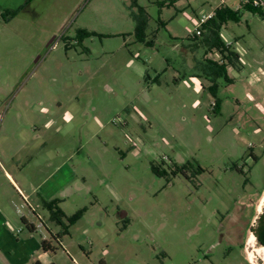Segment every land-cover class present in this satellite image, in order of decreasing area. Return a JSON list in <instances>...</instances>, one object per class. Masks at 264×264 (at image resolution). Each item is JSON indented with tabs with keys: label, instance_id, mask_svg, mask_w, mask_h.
<instances>
[{
	"label": "rangeland",
	"instance_id": "rangeland-1",
	"mask_svg": "<svg viewBox=\"0 0 264 264\" xmlns=\"http://www.w3.org/2000/svg\"><path fill=\"white\" fill-rule=\"evenodd\" d=\"M241 3L30 0L0 16V157L18 152L15 172L42 187L48 161L66 162L57 180L71 169L73 182L59 205L86 208L55 239L47 226L61 225L37 206L54 249L29 264H264L247 243L264 210V194L252 202L264 188V17L243 10L221 30L243 68L219 79V111L210 81L194 76L203 49L183 47L202 14ZM138 8L154 46L136 39ZM80 29L95 34L80 41ZM241 202L257 207L243 217L244 249L227 225Z\"/></svg>",
	"mask_w": 264,
	"mask_h": 264
},
{
	"label": "crops",
	"instance_id": "crops-1",
	"mask_svg": "<svg viewBox=\"0 0 264 264\" xmlns=\"http://www.w3.org/2000/svg\"><path fill=\"white\" fill-rule=\"evenodd\" d=\"M241 1L243 3L244 0ZM29 2L30 0H0V16L6 9L20 8L21 11ZM241 61L243 63L242 57ZM64 163L57 166L54 161H48L46 167H49V171L38 178L43 185L47 184V187H42L33 183L30 177L15 172L17 168H21L18 152L4 160L0 157V264H29L33 253L43 249V240L51 244L46 236L39 234L47 223L37 206H44L43 199L64 200L65 193L73 182L71 169L69 176L63 175L60 181L57 180V173L63 172L68 165ZM33 217L38 218L39 222L34 221ZM47 228L55 239L54 235L61 231L54 233L51 227ZM48 251L44 250L45 253Z\"/></svg>",
	"mask_w": 264,
	"mask_h": 264
},
{
	"label": "trees",
	"instance_id": "trees-1",
	"mask_svg": "<svg viewBox=\"0 0 264 264\" xmlns=\"http://www.w3.org/2000/svg\"><path fill=\"white\" fill-rule=\"evenodd\" d=\"M177 0H172L174 4ZM171 4V3H169ZM243 10H250L254 13L260 14L264 17V5H254L253 2H244L241 7L233 8L229 5H220L214 10V15L207 20L203 25L201 34H193L188 40L189 43L183 46L191 52L203 49L204 53L202 58L194 57V69L196 70L194 76L205 77L210 81V84L205 87L207 91L215 98L214 110L219 111L221 107L222 99L219 97V79L224 78V80L231 84L234 82V78L229 74V68L241 70L243 68L241 55L234 49L232 44H227L221 35V30L225 24L229 21H240L242 17ZM20 8L9 9L3 12V18L9 20L15 17ZM136 20V39L148 46L155 45V35L149 38L147 33L148 18L145 15V10L138 8L137 11L132 12ZM161 25L165 26V22L161 21ZM95 34L85 29H80L77 32V36L81 41L84 37ZM212 52H218L220 54V59H214L209 57L208 54ZM159 78V75L155 78ZM186 78V75H181L175 80ZM153 169L157 174H162V170L157 169L153 166ZM61 199L54 198L51 200L43 199V205L46 207L50 213L51 218L56 220L57 223L61 225V231L54 235L56 239H60L65 234H70V227L76 224L84 215L86 208H82L75 212L74 214L67 215L63 209L60 207ZM258 242L264 246V210L260 214L257 220V225L252 229ZM44 250L54 249L53 246L47 241L43 240L41 242ZM34 264H43L41 261H36ZM49 264H56L54 262Z\"/></svg>",
	"mask_w": 264,
	"mask_h": 264
},
{
	"label": "flooded vegetation",
	"instance_id": "flooded-vegetation-1",
	"mask_svg": "<svg viewBox=\"0 0 264 264\" xmlns=\"http://www.w3.org/2000/svg\"><path fill=\"white\" fill-rule=\"evenodd\" d=\"M6 10H9V9H6ZM6 10H4L3 12H5ZM3 12L1 13V15L3 14ZM2 17H3V15H2ZM263 193H264V188H263L262 193L260 194V196L257 198V200H254L252 202L257 204L258 201L262 198ZM263 201H264V198H263ZM254 203L250 202V203L246 204L245 202H241V204H239V205L237 204L232 211H229L230 215L228 216V220H227L228 223L226 222L227 225H228V228H229V234H228L229 240L233 242V245L240 246L243 249H244V244H245L246 238H244L243 231H242V229H243L242 226L244 224H248V221L244 220L243 217L245 216V213L246 214L250 213V212H248V213L245 212V211H247V207L248 206L250 208L251 207L252 208L256 207V206H254ZM253 218L249 222V225L251 224ZM223 219L225 220V219H227V217L224 216ZM223 236H224V233L222 232V237ZM248 246L250 247V244H248Z\"/></svg>",
	"mask_w": 264,
	"mask_h": 264
},
{
	"label": "built area",
	"instance_id": "built-area-1",
	"mask_svg": "<svg viewBox=\"0 0 264 264\" xmlns=\"http://www.w3.org/2000/svg\"><path fill=\"white\" fill-rule=\"evenodd\" d=\"M244 2H253L254 5H264V0H244ZM214 13L202 14L199 18V25L195 30V34H201L203 25L207 22L209 18H211ZM194 34V33H193ZM227 42V41H226ZM227 44H232L231 41L227 42ZM20 211V209H19Z\"/></svg>",
	"mask_w": 264,
	"mask_h": 264
},
{
	"label": "bare ground",
	"instance_id": "bare-ground-1",
	"mask_svg": "<svg viewBox=\"0 0 264 264\" xmlns=\"http://www.w3.org/2000/svg\"><path fill=\"white\" fill-rule=\"evenodd\" d=\"M248 244H250V247L253 249L252 252H251V255L253 257L257 256L256 253L259 255H261V258L264 259V246L261 245L262 247H257L256 246V235L255 234H251V236L249 237V240H248Z\"/></svg>",
	"mask_w": 264,
	"mask_h": 264
}]
</instances>
